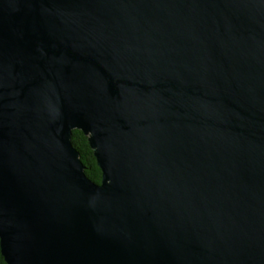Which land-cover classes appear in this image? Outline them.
<instances>
[{
	"label": "water",
	"instance_id": "water-1",
	"mask_svg": "<svg viewBox=\"0 0 264 264\" xmlns=\"http://www.w3.org/2000/svg\"><path fill=\"white\" fill-rule=\"evenodd\" d=\"M0 249L264 264V0H0Z\"/></svg>",
	"mask_w": 264,
	"mask_h": 264
},
{
	"label": "trees",
	"instance_id": "trees-1",
	"mask_svg": "<svg viewBox=\"0 0 264 264\" xmlns=\"http://www.w3.org/2000/svg\"><path fill=\"white\" fill-rule=\"evenodd\" d=\"M72 144L80 153V159L85 166V173L95 183L100 184L102 181V171L97 164L94 151L89 144V138L80 130H73ZM0 264H7L1 254Z\"/></svg>",
	"mask_w": 264,
	"mask_h": 264
}]
</instances>
